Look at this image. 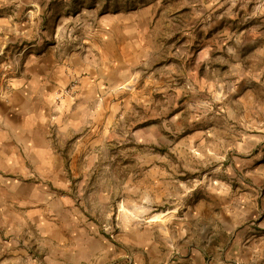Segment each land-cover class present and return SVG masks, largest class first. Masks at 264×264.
<instances>
[{
    "label": "rangeland",
    "instance_id": "374dc122",
    "mask_svg": "<svg viewBox=\"0 0 264 264\" xmlns=\"http://www.w3.org/2000/svg\"><path fill=\"white\" fill-rule=\"evenodd\" d=\"M109 4L110 13L153 7L152 50L116 92L98 145L67 146L76 158L69 218L78 210L117 247L128 237L127 255L108 264H173L170 237L186 230L188 212L217 201L215 191L233 185L235 158L263 146L264 0H0L4 90L31 55L71 48L77 34L66 28L79 13ZM79 86L70 80L62 97L74 102ZM57 212L42 230L18 221L10 234L0 229V264H46Z\"/></svg>",
    "mask_w": 264,
    "mask_h": 264
},
{
    "label": "crops",
    "instance_id": "0c3cea01",
    "mask_svg": "<svg viewBox=\"0 0 264 264\" xmlns=\"http://www.w3.org/2000/svg\"><path fill=\"white\" fill-rule=\"evenodd\" d=\"M99 12L83 11L66 28L77 34L71 52L59 44L31 55L12 76L9 92L0 74V229L10 234L18 221L42 230L44 216L58 209L47 222L55 228L46 237V264H108L114 255H127L128 237L118 238L117 247L98 237L95 224L78 210V219L69 218L64 194L71 188L68 161L76 158L66 149L98 145L100 130L110 129L116 92L136 78L152 50L148 37L156 12L149 7L110 13V4ZM75 79L80 86L73 102L61 92ZM262 145L257 153L235 158L233 185L215 191L217 201L188 212L186 230L170 237L179 243L173 264H264ZM58 229L62 235L53 234Z\"/></svg>",
    "mask_w": 264,
    "mask_h": 264
},
{
    "label": "built area",
    "instance_id": "2783aa9c",
    "mask_svg": "<svg viewBox=\"0 0 264 264\" xmlns=\"http://www.w3.org/2000/svg\"><path fill=\"white\" fill-rule=\"evenodd\" d=\"M76 82V83H75ZM74 82V85H72L69 89L64 91L65 94H75L76 93V88H77V81Z\"/></svg>",
    "mask_w": 264,
    "mask_h": 264
}]
</instances>
